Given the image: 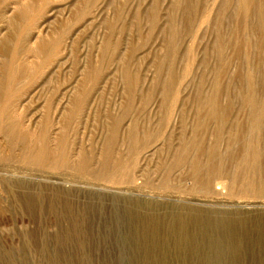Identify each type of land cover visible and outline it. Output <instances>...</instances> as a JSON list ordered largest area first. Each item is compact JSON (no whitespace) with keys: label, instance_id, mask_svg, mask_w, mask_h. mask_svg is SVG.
<instances>
[{"label":"rangeland","instance_id":"obj_1","mask_svg":"<svg viewBox=\"0 0 264 264\" xmlns=\"http://www.w3.org/2000/svg\"><path fill=\"white\" fill-rule=\"evenodd\" d=\"M0 264H264V0H0Z\"/></svg>","mask_w":264,"mask_h":264},{"label":"bare ground","instance_id":"obj_2","mask_svg":"<svg viewBox=\"0 0 264 264\" xmlns=\"http://www.w3.org/2000/svg\"><path fill=\"white\" fill-rule=\"evenodd\" d=\"M212 100L210 99V102ZM213 102V101H212ZM214 105V103H213ZM213 111V110H212ZM214 112V111H213ZM211 113L212 117L216 118L219 116V112H215V113ZM6 134L8 135V137L10 138H21V139H24V138H27L29 137L30 135L34 136V134L26 127H23L22 125H15L12 130L10 131H6ZM42 142L43 143H47L46 142V135L43 134L42 135ZM43 148L41 149V151H45L47 150L48 147H46L45 145L42 146ZM64 147V146H63ZM190 148V147H189ZM27 150V154L25 153L26 155V159H34V160H40L41 158L44 159V155H42V153H38L36 151H33V152H30L28 149ZM147 154H149V151L147 152ZM23 157V156H22Z\"/></svg>","mask_w":264,"mask_h":264}]
</instances>
